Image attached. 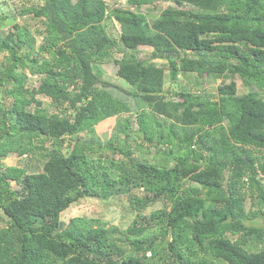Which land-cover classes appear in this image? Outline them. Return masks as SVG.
Here are the masks:
<instances>
[{
    "label": "trees",
    "instance_id": "obj_1",
    "mask_svg": "<svg viewBox=\"0 0 264 264\" xmlns=\"http://www.w3.org/2000/svg\"><path fill=\"white\" fill-rule=\"evenodd\" d=\"M18 1L20 16L40 19L43 43L32 52L35 38L18 23L2 31L11 14L0 12V264H264V0H127L132 10L105 0ZM159 1L172 6L149 22L139 9ZM107 20L119 25L117 38ZM139 46L166 61L171 80L230 81L212 96L180 88L168 99L164 69L137 58ZM111 61L120 87L97 68ZM28 75L40 77L36 88ZM233 78L247 91L237 95ZM112 91L141 108L144 142H127L130 116L118 146L82 139L131 112ZM45 141L40 171L2 168L3 158L43 150ZM144 147L159 154L154 163L134 155ZM117 196L134 213L124 232L85 218L60 228L68 208ZM248 198L256 209L247 213ZM155 202L164 205L144 215Z\"/></svg>",
    "mask_w": 264,
    "mask_h": 264
},
{
    "label": "rangeland",
    "instance_id": "obj_2",
    "mask_svg": "<svg viewBox=\"0 0 264 264\" xmlns=\"http://www.w3.org/2000/svg\"><path fill=\"white\" fill-rule=\"evenodd\" d=\"M42 0H33V3L35 4H41ZM108 4V8L112 9L113 7H119V8H125V9H134V7H130L127 5V0H105ZM25 3V1H24ZM172 6L168 2H155L153 5L144 6L139 9L140 12H143L145 16L148 17V21L151 22L152 19L156 18L159 13L166 7ZM21 8V2L18 0H0V12L3 14L10 15V19L3 22V26L1 27V30L4 32H7L10 30L13 23H18L21 27H26L28 31L33 35L35 38L34 44L32 45V52H36L39 47L42 45L43 40L42 37L38 36V30L42 28V24L40 19L33 18L32 15H23L20 16L19 12ZM14 19V20H13ZM112 21V22H111ZM106 25V31L112 38H117L119 35V25L114 22L113 20H107L105 22ZM27 50H29L28 47H25ZM135 56L139 59H148L151 60V54H152V48L148 46H139L137 51L134 53ZM115 58L119 59L121 55L118 52H115L113 55ZM3 61V58L0 57V62ZM153 62L156 63L157 66L162 67L164 69L165 73V86H164V92H166V95L169 98L173 97V93L176 91H179L180 88L187 89L191 91L193 94L197 95H208L212 96L215 93V89L217 86L223 84V82L228 83L230 79L222 80L220 78H209L204 77L205 79L196 80L195 74H181L178 76L176 80H171L168 76L169 68L167 66V63L164 59H155ZM98 70H100L102 74V78L105 81H108L110 83H113L117 86H122L121 83H124L121 81L118 77H116L118 66L114 62H107L102 65H97ZM29 80L27 82V87L36 88L38 85V80L40 77L37 76H30L28 75ZM235 79L237 85V95H241L244 92H246V88H244L241 84V81L239 79ZM254 90H256L254 88ZM115 98L122 96L124 100L127 102L128 106L131 108L130 113H120L119 115L111 116L110 118L102 121L99 123L95 129L94 133L89 134L86 132L80 133L82 139L84 141H90L93 144L95 142H99L101 145H106L107 142H113V146H118L122 143V141L125 139V135L123 133H120L118 131V128H120V125L122 126L124 124V118L129 117L131 119L130 123V132H129V138L127 139V142L129 144H132V142H144L143 136L141 133L137 131V113L140 112L141 108H138L134 100L131 97L126 96L125 94H120L117 91H112ZM264 98V92H261L260 94ZM212 98V97H211ZM38 100H40L44 106L48 109L50 113L56 112V107L51 105V102L48 98L45 97H38ZM120 142V143H118ZM69 142H64L63 146V153L66 152V145H68ZM133 145V144H132ZM71 147V145H70ZM51 148V143L49 141H45L43 144V150H38L35 152H31L27 155H24L22 157H18L15 154H10L8 157L3 158L1 160L2 168L5 169L8 166H18L20 168L26 169L29 173H35L42 169L43 163L45 162V150H48ZM101 154H105L109 158L119 159L121 157L120 154H117L112 151H107L106 149H102L100 151ZM262 154H264V150H262ZM135 156H137L138 159H147L148 162L154 163L156 159H154V156H158L159 154H156L154 150H138L134 153ZM10 187L12 190H17L16 184L11 181ZM136 195L140 196V192H136ZM89 200L86 202H83L82 204L78 205L77 207H71L65 210L60 217V228L62 229L65 227L70 219L73 218H85L88 221L94 222V220L98 221V224H101L105 228L110 227H116L120 232H124L126 228L129 226L131 221L134 218V213L131 212L129 208L128 199L126 196H117L111 199V201L108 200L105 204L101 203L99 199H94L88 197ZM250 199H246L245 201V211L248 213V211L252 210L255 211L256 207H252L250 204ZM162 202H155L151 206H149L146 210L143 211L144 215L150 214V212H153L155 210L161 209L163 207ZM7 219L2 216L0 213V229L4 226H6ZM261 222V220H258ZM264 221V218L262 219ZM94 224V223H91ZM97 224V225H98ZM124 250L129 251L130 247L126 245L125 243L120 245ZM216 264H226L223 262L216 261Z\"/></svg>",
    "mask_w": 264,
    "mask_h": 264
},
{
    "label": "built area",
    "instance_id": "obj_3",
    "mask_svg": "<svg viewBox=\"0 0 264 264\" xmlns=\"http://www.w3.org/2000/svg\"><path fill=\"white\" fill-rule=\"evenodd\" d=\"M147 256H150V253H147Z\"/></svg>",
    "mask_w": 264,
    "mask_h": 264
},
{
    "label": "clouds",
    "instance_id": "obj_4",
    "mask_svg": "<svg viewBox=\"0 0 264 264\" xmlns=\"http://www.w3.org/2000/svg\"><path fill=\"white\" fill-rule=\"evenodd\" d=\"M147 253H149V252H147ZM147 253L145 254L146 256H147ZM147 257H150V256H147Z\"/></svg>",
    "mask_w": 264,
    "mask_h": 264
}]
</instances>
